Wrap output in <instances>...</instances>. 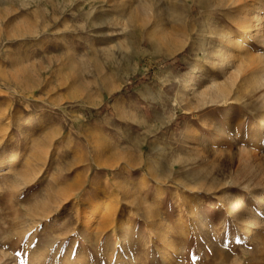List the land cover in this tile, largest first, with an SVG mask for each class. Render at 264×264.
<instances>
[{
    "label": "rangeland",
    "instance_id": "374dc122",
    "mask_svg": "<svg viewBox=\"0 0 264 264\" xmlns=\"http://www.w3.org/2000/svg\"><path fill=\"white\" fill-rule=\"evenodd\" d=\"M258 11L0 0V264H264V218L241 235L264 206L246 185L264 174V43L246 34ZM210 22L235 42L228 68L219 34L203 45ZM213 79L229 89L209 94Z\"/></svg>",
    "mask_w": 264,
    "mask_h": 264
},
{
    "label": "bare ground",
    "instance_id": "6f19581e",
    "mask_svg": "<svg viewBox=\"0 0 264 264\" xmlns=\"http://www.w3.org/2000/svg\"><path fill=\"white\" fill-rule=\"evenodd\" d=\"M258 1V0H257ZM257 12V11H256ZM259 12V11H258ZM250 13V12H249ZM251 15L253 13H250ZM258 14V15H257ZM256 16L257 18H255L257 21L254 20V18H250L251 20H254L256 23L255 26H259L261 25L259 28H258V34L255 35V33H252V31H249L247 32L246 34H249V36L251 37H255V36H258L261 40L262 43H264V21L262 20V17L264 16L263 15V12L260 11L259 13H257ZM255 16V17H256ZM253 17V16H252ZM248 18V17H247ZM246 16H245V19L247 20ZM251 20H247L248 23L250 22H253ZM245 22V21H244ZM246 22V24H248ZM253 24V23H252ZM241 25V24H240ZM244 25V23H243ZM254 25V24H253ZM245 28V26H243ZM253 27V26H252ZM246 29H251V24H249L247 26ZM245 31V29H243ZM248 31V30H246ZM255 32V31H254ZM216 34H219V37L221 38L220 40V45L219 47L217 48L215 54H217V56H219L222 60V65L226 68H228V48L226 47L227 46V43H228V46L230 44H235V42H232V36H231V33L229 31H223V32H217L216 28L213 26L212 22L206 24V38H205V42H204V47L205 49L207 48H210L211 47V44H212V41L213 39L215 38L214 36H216ZM243 34H245L243 32ZM245 36V35H244ZM248 39V38H247ZM246 41V40H245ZM209 50V49H208ZM213 51V50H212ZM214 52V51H213ZM213 52H208V54H212ZM207 54V55H208ZM213 55V54H212ZM207 57V56H206ZM212 58V57H211ZM196 74V71H191V72H187L186 75H185V78H184V86L178 91L177 93V96L176 98L178 97H183L187 91L190 89V87L192 86V83L195 79L194 75ZM176 78V81H180V76L179 75H176L175 76ZM259 81L261 82V84L264 86V76L259 79ZM228 86V85H227ZM226 86V82L225 83H216V81L213 79L211 80L210 82L207 83L206 85V91H209L211 89V92H209V94L211 95H214V96H221L223 95L227 90L226 89H229V87ZM209 89V90H208ZM213 89V90H212ZM258 127V131H262L264 130V118L261 120V122L257 125ZM249 156V155H247ZM7 162V161H6ZM3 163H5V161L1 162L0 163V169L4 168L3 167ZM247 166L250 167V165L248 163H246ZM244 166V165H243ZM249 167L248 170H249ZM251 168V167H250ZM245 169V167H244ZM252 169V168H251ZM245 171H247L245 169ZM250 172H248V175L246 177V185H249V183L252 181L251 179H254L255 181V185H262V189L264 190V174H259V176L261 177H255L256 175H254V177H251L252 173H251V170H249ZM259 173V172H258ZM261 173V172H260ZM251 174V175H250ZM258 176V175H257ZM244 178V177H243ZM218 179L215 177L214 179V182H217ZM259 188V187H258ZM257 190V189H256ZM262 191V190H261ZM263 197V196H262ZM264 198V197H263ZM223 200V199H222ZM243 200V199H242ZM241 199L240 200H234V204H235V207H233L232 205H230V207H228V210L229 211V215L232 216V218L235 220L236 219H239V217L241 218V214H242V201ZM264 200V199H263ZM225 201V199L223 200ZM227 203V202H226ZM263 205V204H262ZM223 207V206H222ZM245 210V209H244ZM243 210V211H244ZM245 212V211H244ZM244 217V216H243ZM257 217V216H256ZM264 218V206L261 208V211L259 212L258 214V219L256 221H246V226L245 228L243 229L241 235H242V239H244L245 241H251L253 242V237L254 235L258 232V229L260 228V225H259V222L261 219ZM232 220V219H231ZM241 220V219H240ZM233 221V220H232ZM242 221V220H241ZM234 223V222H233ZM243 224V223H242ZM261 224V223H260ZM263 224V222H262ZM244 226V225H243ZM241 227V226H240ZM240 230V229H239ZM240 234V233H239ZM261 246V245H260ZM264 247V246H263ZM82 259V258H81ZM78 261H80V259H78ZM78 263H81V262H78ZM169 263V262H168Z\"/></svg>",
    "mask_w": 264,
    "mask_h": 264
}]
</instances>
